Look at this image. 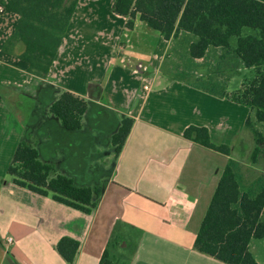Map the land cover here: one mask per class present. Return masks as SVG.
I'll return each mask as SVG.
<instances>
[{"label": "crops", "instance_id": "crops-1", "mask_svg": "<svg viewBox=\"0 0 264 264\" xmlns=\"http://www.w3.org/2000/svg\"><path fill=\"white\" fill-rule=\"evenodd\" d=\"M6 2L0 0V6ZM113 2L77 0L44 78L29 73L17 57L21 43L3 50L18 16L0 12V264H225L194 250L193 241L228 157L182 133L189 125L204 126L212 142L231 147L236 160L233 154L248 135L245 119L254 113L181 80L176 75L181 38L164 40L143 28L137 16L126 28L127 18L112 11ZM137 64L145 70L135 72ZM234 89L229 83L227 90ZM62 91L86 101L79 129H65L49 112ZM21 96L33 104L41 97L44 115L38 130H27L28 116L18 117L23 123L15 127L2 113L7 111L3 104L20 103ZM123 116L133 124L115 156L110 137ZM26 133L38 158L43 148L44 156L75 165L71 173H53L91 187L96 185L83 179L93 165L88 146L96 147L100 134L106 138L101 161L109 172L95 208L86 213L55 201L51 192L40 195L12 182L7 168ZM84 144L87 150L79 148ZM258 161H264L261 155L253 163ZM260 174L264 178V170ZM62 237L78 243L72 262L55 249ZM253 241L248 249L264 264Z\"/></svg>", "mask_w": 264, "mask_h": 264}, {"label": "trees", "instance_id": "trees-1", "mask_svg": "<svg viewBox=\"0 0 264 264\" xmlns=\"http://www.w3.org/2000/svg\"><path fill=\"white\" fill-rule=\"evenodd\" d=\"M77 0H7L4 10L18 16L13 33L4 41L3 50L12 51L17 43L22 50L17 57L27 64V71L44 78L54 60L68 27ZM112 11L127 18L125 27H133L134 18L144 22L164 40L180 37L179 47L188 61L200 60L210 66L213 54L218 59L231 58L253 70L252 77L237 89L228 91V79L215 71L192 76L185 63L176 67V75L190 86L217 97H225L247 106L254 120L247 116L245 126L253 135V162L264 160V135L255 122H264V0H114ZM86 101L62 91L49 106V112L68 130L79 129ZM255 121V122H254ZM133 119L123 116L110 143L114 154L121 151ZM182 136L200 146L228 157L206 212L193 241L194 250L225 264H258L248 249L251 239L264 244V178L243 181L238 161L230 157L231 147L214 143L204 126L189 125ZM15 185L26 187L55 201L83 212L96 207L101 186H78L73 179L53 173V167L38 158L32 142L20 140L7 168ZM77 241L62 237L56 251L72 262Z\"/></svg>", "mask_w": 264, "mask_h": 264}, {"label": "rangeland", "instance_id": "rangeland-1", "mask_svg": "<svg viewBox=\"0 0 264 264\" xmlns=\"http://www.w3.org/2000/svg\"><path fill=\"white\" fill-rule=\"evenodd\" d=\"M143 28L150 30L153 33H157L154 30L150 29L144 22L141 23ZM178 62L179 63H185L190 68H192V73L188 74V79L191 81L193 79L192 76H200L205 75L208 72L215 71L220 77L227 78L228 84L230 83V87H233L236 89L242 85V82L246 81L248 78L252 77L253 70L251 68H245L242 66V64L239 61H235L231 58H224V59H218V54H213V58L209 61H211L210 66H205L204 64H201V61H188L185 57V55L182 53L183 48H178ZM177 57V56H176ZM41 99V97H40ZM39 99V100H40ZM36 101V104H33L30 99L24 98L21 96L20 103H5L3 106L7 108V111L3 112L7 119L10 120V123L14 125L15 127H18L19 125L22 126V119H18L20 116H28V122L26 124L27 130H38L36 129L38 124V121L43 117L44 115V106L41 102ZM35 103V102H34ZM32 106V107H31ZM1 113V114H2ZM254 118V115L252 119ZM254 120V119H253ZM255 122V121H254ZM255 127L257 130L261 131L264 135V122H255ZM244 130H247L248 135L244 139V147L239 148V150L235 151L233 154V157L238 161L240 165V171L243 178V181L245 183H249V179H252L254 176L261 175L262 171L264 170V161H258L257 163H253L251 159V153L255 146L254 139L252 132L248 127H246ZM249 130V131H248ZM24 140L28 142H33L32 138L27 135V133L24 136ZM54 142L60 143L58 140H54ZM67 142H64V144ZM106 138H104L101 134L99 136H96V142L94 145L96 147L89 145V157L88 159L92 160V166L88 169L87 173L89 175H85L83 179H87L89 185H99L103 184L104 179L106 175L108 174L109 170L108 167L103 164L101 161L105 155H106ZM87 147V144L80 145V149H85ZM53 148V147H52ZM97 148V149H96ZM82 149V150H83ZM41 153L40 160L43 163L49 164L48 161H53L52 164H49L53 167L54 170H66L73 172L75 170V165L70 160H65L64 158L59 159V157H56V155H53L50 157V154H47L46 156L43 155V148L39 149ZM65 161H64V160ZM68 159V158H67ZM105 159V158H104ZM258 159V158H257ZM262 160V159H261ZM54 165V166H53ZM67 176V175H66ZM70 177V176H68ZM71 178V177H70ZM89 179V180H88ZM94 180L91 182L90 180ZM92 180V181H93ZM74 183H76L74 181ZM254 244H257V247L254 251L258 259L262 262H264V245L263 241L261 239H254Z\"/></svg>", "mask_w": 264, "mask_h": 264}, {"label": "built area", "instance_id": "built-area-1", "mask_svg": "<svg viewBox=\"0 0 264 264\" xmlns=\"http://www.w3.org/2000/svg\"><path fill=\"white\" fill-rule=\"evenodd\" d=\"M4 9L2 6H0V12H3ZM145 70V67L144 66H141L140 64H137V67L135 68V72H140V71H144ZM144 89H148V86L147 85H144L143 86ZM6 242L7 243H11L12 242V238L10 236L6 237Z\"/></svg>", "mask_w": 264, "mask_h": 264}]
</instances>
